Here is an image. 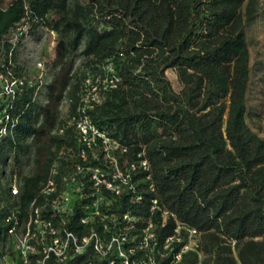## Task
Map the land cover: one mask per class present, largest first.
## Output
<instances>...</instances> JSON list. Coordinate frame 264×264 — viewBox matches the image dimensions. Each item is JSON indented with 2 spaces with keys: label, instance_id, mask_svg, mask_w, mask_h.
<instances>
[{
  "label": "trees",
  "instance_id": "1",
  "mask_svg": "<svg viewBox=\"0 0 264 264\" xmlns=\"http://www.w3.org/2000/svg\"><path fill=\"white\" fill-rule=\"evenodd\" d=\"M257 13V0H10L0 7V238L10 236L8 213L26 222L36 206L59 227L51 200L71 171L84 197L64 226L103 242L129 236L121 243L129 264H173L178 255L177 264H197L198 253L203 264H264V139L246 121L245 28ZM40 27L55 34L49 61L56 71L44 103L15 57L21 38ZM77 57L89 79L75 72ZM169 68L180 92L165 76ZM84 115L95 134L78 133ZM28 160L32 169L23 173ZM54 166L55 192L45 195ZM95 167L118 193L94 186ZM98 189L113 197L109 230L101 217L82 222ZM190 230L200 237L196 251H182ZM55 264L125 263L90 241Z\"/></svg>",
  "mask_w": 264,
  "mask_h": 264
},
{
  "label": "rangeland",
  "instance_id": "2",
  "mask_svg": "<svg viewBox=\"0 0 264 264\" xmlns=\"http://www.w3.org/2000/svg\"><path fill=\"white\" fill-rule=\"evenodd\" d=\"M10 0H0V7L5 8ZM257 15L254 20L247 24L245 28V34L247 39V47L249 51L250 59V80L248 86V92L246 97L247 104V116L246 121L250 128L261 138L264 139V0H257ZM54 33H49L44 28L36 29L32 34H25L17 48H16V65L19 66V70L24 78L31 84L36 85L37 95L36 98L39 102H45L46 83L53 77L56 68L52 67L49 61L52 54L54 45ZM15 42V39H13ZM81 57H77L74 69L80 76L86 74L87 78H90V74L80 66ZM165 76L169 81L172 89L175 92H180L183 89V84L179 78L178 72L174 68H169L165 71ZM89 85V80L86 81ZM6 86H2L1 90L7 91ZM87 99V97L85 96ZM6 104V99L3 98L0 92V106ZM69 108V100L63 99L60 103V114L64 116ZM78 133L80 132L79 128ZM106 154L104 158H111L110 148L105 147ZM97 153H94V157ZM32 161L28 160L22 166V172L28 173L32 169ZM98 173H103L100 168H93ZM102 180L104 177H100ZM60 188L61 195L67 198L64 207L68 213L71 212L73 203L77 199L84 197L82 193V186L73 178L72 172H65L57 182ZM104 183V181H102ZM107 190L113 192L114 185H110L105 181ZM113 201V197H108L104 194L103 190L98 189L94 195L90 204L84 208L85 217L84 220L93 221L96 217H101L105 222L104 226L106 230H109L110 226L114 224L115 218L112 215H108L106 212L109 210V206ZM4 205V203H3ZM26 222L21 219V224L18 227L14 235H10L9 238L2 240L0 238V249L3 255L5 264H12L11 260H16V264H20V258L16 256L18 249L13 250V244H17L22 240L24 234V227ZM151 227L145 230V233L151 232ZM179 228L177 229V232ZM127 231V228L125 229ZM117 236V235H115ZM125 241L129 236H125ZM145 240V239H143ZM200 237L190 231H187L186 243L182 248V251H196ZM122 248V247H121ZM235 255V252H234ZM204 256L198 253V263L203 264ZM180 260V255L176 257V261L173 264H177Z\"/></svg>",
  "mask_w": 264,
  "mask_h": 264
},
{
  "label": "built area",
  "instance_id": "3",
  "mask_svg": "<svg viewBox=\"0 0 264 264\" xmlns=\"http://www.w3.org/2000/svg\"><path fill=\"white\" fill-rule=\"evenodd\" d=\"M7 91L8 87L6 88ZM77 127L80 130V133L83 136L88 134V131H92L93 134L96 133V130L90 125V121L87 116H83L81 120L78 121ZM103 137L102 134H98ZM84 157V155H81ZM78 171H81V168L78 167ZM57 174V167L54 166L51 170V175L48 178L45 186L42 189V193L45 195H50L55 192L56 182L55 176ZM100 173L91 169V178L94 181V186H99L104 184L105 181L100 178ZM104 181V183H102ZM110 185H114L111 182H108ZM113 192L118 193L117 187L114 185ZM17 193V187L15 181L11 185V194L15 195ZM66 197L61 195V192L56 195L51 200V206L55 213L60 218V226L55 227L51 221L45 220L41 216V208L33 207L31 208L30 214L26 221L24 227V234L22 240L19 243L13 244V250L16 248V256L20 258V264H30V256L39 255L36 260V264H55L65 260L68 253L73 250L76 254H81L84 252L86 246L90 241L93 242L94 250L102 256H106L112 250L120 257L124 258V263L129 264L125 251L121 248V243L125 241V236H112L110 241L103 242L94 232L87 236L78 237L71 231H69L65 226V216L68 215V211L64 207ZM3 200L0 193V211L3 208ZM124 218L129 219L127 215ZM5 221L10 223L7 233L9 235H14L21 224V219L19 217L18 211H11L5 216ZM82 222H86L84 218ZM191 233L195 234V231L190 230ZM12 264H16L17 261L11 260ZM0 264H5L3 260V255L0 249Z\"/></svg>",
  "mask_w": 264,
  "mask_h": 264
}]
</instances>
